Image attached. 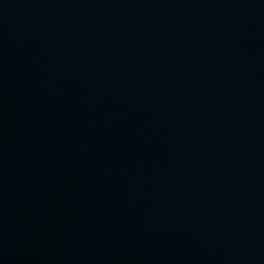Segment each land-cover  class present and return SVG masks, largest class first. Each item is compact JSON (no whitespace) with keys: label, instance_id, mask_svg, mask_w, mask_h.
<instances>
[{"label":"water","instance_id":"95a60500","mask_svg":"<svg viewBox=\"0 0 264 264\" xmlns=\"http://www.w3.org/2000/svg\"><path fill=\"white\" fill-rule=\"evenodd\" d=\"M0 264H264V0H0Z\"/></svg>","mask_w":264,"mask_h":264}]
</instances>
